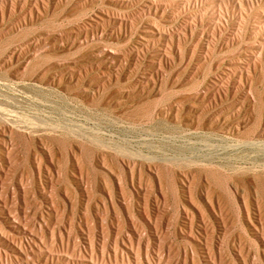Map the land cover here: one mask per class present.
Instances as JSON below:
<instances>
[{
	"label": "rangeland",
	"instance_id": "374dc122",
	"mask_svg": "<svg viewBox=\"0 0 264 264\" xmlns=\"http://www.w3.org/2000/svg\"><path fill=\"white\" fill-rule=\"evenodd\" d=\"M43 1L41 15L24 22L22 16L35 0H0V80L28 77L24 76L25 64L16 75L7 73L17 65L6 64L7 57L14 49H23L22 62L41 57L44 73L31 79L40 77L41 82L48 83L59 73L69 75L67 67L82 70L80 75L69 76L71 81L66 77L62 84L68 85L65 89L58 83L49 86L61 88L60 93H26L56 102L60 111H72L93 128L101 125L127 135L173 134L198 128L213 134L228 132L238 138H245L248 129L258 135L264 130V0H231L236 5L221 3L214 11L211 6L224 0H199L198 7H191V3L176 12L171 5L160 6V0ZM151 2L159 6L149 9ZM201 8L206 10L203 20H192L193 12ZM189 22L194 28L185 33ZM216 26L222 27L213 34ZM99 82L104 86L97 90L95 84ZM35 145L39 153L47 149L44 144ZM51 150L53 170L50 176L43 173L41 194L31 177L23 180L27 198L41 197L49 228L64 235L78 232L82 237L91 225L88 212L92 194L100 203L107 199V190L101 183L92 187L88 160L79 161L83 171L74 166L66 171L58 149ZM0 164L6 167L4 187L36 165L29 143L19 137L10 139L8 132H0ZM173 168L184 170L183 166ZM146 173L152 178L149 182L140 184L138 174H125L124 189L114 187L119 217L108 207V236L102 238L99 223L95 229L98 244L104 240L113 248L115 238L131 229L126 220L129 206L133 219L144 228L134 239L135 251L147 242L154 251L155 264H264V184L259 178L235 177L233 204L225 209L224 222L205 210L206 219L198 215L193 219L192 233L186 216L178 215V202L168 181H161L155 170ZM207 182L204 177L195 184L188 177L184 184L178 183L179 201L187 205L193 189L194 198L204 204ZM153 195H158V202L153 201ZM48 196L54 201L52 209L46 203ZM145 200H149V224L142 214ZM244 207L258 232L248 222ZM43 232L48 240V232ZM259 233L263 240L257 238ZM47 250L78 258L71 242ZM0 264L9 262L1 257ZM41 264L46 263L41 260Z\"/></svg>",
	"mask_w": 264,
	"mask_h": 264
},
{
	"label": "bare ground",
	"instance_id": "6f19581e",
	"mask_svg": "<svg viewBox=\"0 0 264 264\" xmlns=\"http://www.w3.org/2000/svg\"><path fill=\"white\" fill-rule=\"evenodd\" d=\"M35 1V4L29 7L28 12H24L22 16L24 22L41 15L44 1ZM160 1L163 3L160 6L163 8L168 5L173 6L174 12L185 6H190L191 3V7L199 5V0ZM230 2L232 5H236L234 1L224 0L211 6L212 10H215V6H221V3L228 4ZM157 5L156 2H151L149 9L157 7ZM205 12L206 10L203 8L195 10L192 20H203ZM214 18V16L210 17L212 20ZM193 26V23H187L185 33L192 31ZM220 27H214L212 33L219 31ZM16 38L14 37V40ZM24 53L23 49H14L10 53L6 64L12 65L17 62V65L7 73L15 72L16 75L20 65L25 64L24 76L28 77L18 80H0V132H8L10 139L19 137L22 141L29 143L32 157L36 163L33 169L26 171V174L22 172L20 179H10L6 183V187L3 182L6 167L0 164V184L3 185L0 187V258L5 257L9 264H41V260L46 264L54 262L58 264H83V262L99 264V259L108 264H155L154 251L147 242L141 246L140 251H135L134 239L136 236L142 235L144 228L133 219V213L129 206L126 220H128L131 229L125 231L121 238H115L113 248H109L104 241L108 236L110 225L108 207L114 211V216L117 219L119 217L117 216L114 187L124 189L125 174L131 176L135 173L138 174L140 184H142L143 181L152 180L146 173L148 170L157 171L161 181H168V188L178 202V215L186 216L189 225H191L189 226L191 232L193 230L192 222L196 215L207 218L204 214L205 210L218 221L224 222L225 209L233 204L234 197L231 188L235 177L251 176L259 178L261 185L264 184V130L258 135L252 134V129H248L245 132V138H238L234 137L232 133H206L198 128L173 134L146 132L133 135L123 134L119 129L109 130L101 125H96L93 128L88 126L85 121L82 122L72 111L68 109L60 111L56 102H45L39 97H33L26 93L29 91L36 95L45 91L60 93L61 88L68 87V85L65 87L62 85L66 81V77L71 81L69 76L80 75L82 70L74 71L67 67L65 70L70 71L69 75L59 73L50 77L48 83L41 82L40 77L38 79L30 78L34 74L41 76L44 73L41 68V57H37L31 62H22ZM163 60L168 61L167 58ZM56 83L61 84V88L58 90L49 88ZM103 86L104 82L95 84L97 90ZM214 101L215 98H212L211 102ZM258 106L257 110L261 115L263 113L262 104L259 103ZM122 129L126 130L125 127ZM35 142L44 144L47 149L40 153L37 152ZM51 148L58 149L66 164V171L74 166L81 172L84 169L79 161L88 160L92 174V187L95 189V185L101 183V186L107 190L106 200L108 201L103 198V201L99 203L97 196L92 194L89 215L87 214L91 225H89L88 232L82 237L78 236V232L64 235L49 228L41 197L27 198L23 180H28L31 177V180L37 185V193L41 194L43 173L51 175L53 170ZM3 158L8 159L6 162H9L10 158L7 155ZM175 166H183L184 170L177 172L176 168H173ZM181 169L179 168V170ZM179 175L180 178H178ZM188 177H191L195 184H199L200 179L204 177L208 179L206 187L201 184V188L203 187L205 190L204 204L201 205L194 198L193 189L189 191L191 196L187 205H183L179 201L181 190L177 184H184ZM126 193L124 191L125 195ZM128 196L129 202H131L132 197L129 194ZM152 199L154 202H158V195H153ZM148 202L149 200H145L142 213L147 224L151 222ZM46 203L49 208H54L52 197L48 196ZM244 214L250 225L258 232L247 207H244ZM99 223L101 224L100 234L104 240L98 244L95 229ZM209 226L213 231L215 230L214 224L211 223ZM176 229L180 232L183 231L182 227L176 226ZM43 231L48 232V240L43 238ZM257 238L263 240L261 233ZM70 242L73 245L74 255L78 257L76 260L47 250L49 247L52 250L58 246H67ZM211 249L212 247L209 248L210 251Z\"/></svg>",
	"mask_w": 264,
	"mask_h": 264
}]
</instances>
